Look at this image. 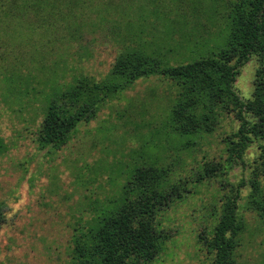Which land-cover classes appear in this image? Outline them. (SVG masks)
Returning a JSON list of instances; mask_svg holds the SVG:
<instances>
[{
    "label": "rangeland",
    "instance_id": "rangeland-1",
    "mask_svg": "<svg viewBox=\"0 0 264 264\" xmlns=\"http://www.w3.org/2000/svg\"><path fill=\"white\" fill-rule=\"evenodd\" d=\"M231 0H0V264H71L73 237L113 209L136 166L168 170L183 183L157 211L161 251L143 264H211L208 237L238 188L243 222L236 264H264V211L247 208L258 142L227 165L239 126L222 112L211 132L178 136L169 125L179 92L161 76L138 79L81 121L60 148L41 147L48 99L81 76L104 78L130 48L170 64L216 51ZM258 58L239 67L234 88L251 97ZM258 180L264 192V172ZM264 199V195H263Z\"/></svg>",
    "mask_w": 264,
    "mask_h": 264
},
{
    "label": "trees",
    "instance_id": "trees-1",
    "mask_svg": "<svg viewBox=\"0 0 264 264\" xmlns=\"http://www.w3.org/2000/svg\"><path fill=\"white\" fill-rule=\"evenodd\" d=\"M224 43L208 55L170 64L139 48L119 54L109 73L100 80L81 76L50 99L39 124L41 147L60 148L81 121L92 119L100 106L140 78L161 76L179 86L168 117L172 132L194 136L211 132L222 112H232L239 122L226 141L227 165L242 161L245 150L258 142L257 164L249 179L247 208L264 211V192L258 180L264 172V0H231ZM252 56L259 66L251 97L243 100L234 82ZM168 170L153 165L136 166L124 184L113 209L102 210L73 237L71 264H143L161 251L165 235L157 227V211L172 202L183 183L169 185ZM238 188L227 196L209 238L201 237L213 251L211 264H236L235 252L243 222L238 214ZM5 214L0 207V227Z\"/></svg>",
    "mask_w": 264,
    "mask_h": 264
}]
</instances>
